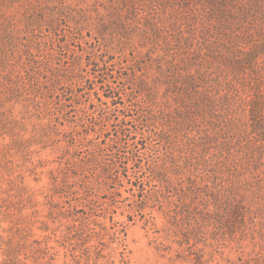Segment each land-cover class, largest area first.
I'll return each instance as SVG.
<instances>
[{"label":"rangeland","instance_id":"rangeland-1","mask_svg":"<svg viewBox=\"0 0 264 264\" xmlns=\"http://www.w3.org/2000/svg\"><path fill=\"white\" fill-rule=\"evenodd\" d=\"M119 3L0 0V32L13 28L22 49L36 36L53 41L42 65L66 79L54 92L41 86L49 96L42 95L43 119L0 91V264H15L12 254L27 264H264V140L252 116L260 101L264 121V53L250 71L237 72L233 62L245 61L257 45L245 26L232 29L233 39L213 33L205 42L207 25L197 21L209 10L184 12L177 0L170 11L196 22L178 27L168 19L158 34L142 17L119 24L109 13ZM15 55L7 51L1 78L20 70ZM199 66L216 81L208 90L217 103L181 131L176 114L189 112L193 99L183 83ZM86 109L96 113L77 129L69 120ZM142 113L154 124L136 121ZM125 121L139 134L123 137L122 159L104 167L115 156L107 144ZM228 126L234 131L225 132ZM43 128L52 129L51 139ZM72 131L77 148L63 137ZM134 170H142L140 179ZM153 170L167 175L170 187L148 181ZM53 174L63 176L65 194L55 192Z\"/></svg>","mask_w":264,"mask_h":264},{"label":"trees","instance_id":"trees-1","mask_svg":"<svg viewBox=\"0 0 264 264\" xmlns=\"http://www.w3.org/2000/svg\"><path fill=\"white\" fill-rule=\"evenodd\" d=\"M175 1L177 0H121V5L119 3V5L117 6V9L115 8V6H113L112 9L109 10V13H111V17L117 20L119 24L120 22H123L124 24L126 23L123 20L124 18H126L128 21L136 22L138 21V19L142 17L146 24V25H143L145 29L147 28L150 30H154L155 33H158V34L161 32L160 27L165 26L168 22V19L174 18L177 22L176 24L178 25V27H182V25L185 26L186 24L188 23L190 24L193 21L196 22L195 17L191 19L190 18L180 19V16L174 15L173 11H170V9L172 10L175 9V4H176ZM181 1L183 2L182 4H180L181 9L184 12L187 10H193V9L196 10L194 7L196 8L199 7L204 12L205 10H209L208 14H210V16L208 18H206L202 22H200V20L197 21V23L199 22V24L203 23V25L204 24L207 25L205 29V36H204L205 42L209 41L208 37L212 38L213 33L219 34V36H222V39H225V38L233 39L231 38L232 29L237 28L239 26H241V28L242 26H245L246 29L250 31V33L246 37L250 38V40L255 41L257 45L256 47H254L252 52L246 58H244L245 61L233 62L232 69H235L237 72H241V71L245 72V71H250L253 68V66L257 65V62L259 61L260 56L264 53V0H181ZM153 3L159 4L160 6H162V10H161L162 12L158 10H154V8H152ZM120 6L125 8V11L119 10ZM119 11H121L120 15H122V17L119 15L120 13ZM169 15H171V17H169ZM79 16H81V14H79ZM36 19L37 18H35V20ZM36 21H37L36 23L39 24L38 21L42 22L43 20L42 18L40 19L38 18ZM31 26L37 28V25L35 26L31 25ZM107 29H108L107 26L106 28L105 26H103L102 30L100 29L101 35H104ZM78 30L80 31L82 29L79 28ZM26 32L28 31L26 30ZM34 33H35L34 31L31 32L32 37ZM17 37H18V34L11 27H7L6 29L0 32V45H1L0 74L7 73V71L5 70L7 66L6 65L7 61L9 60L7 59L8 57H6L7 51H12V53H16L18 55V58H17V61L19 62L18 68L20 69L18 70V73L15 76H13L12 74L11 75L9 74L8 76L2 77V78L0 76V91L5 92V94L7 93L8 96L13 97L14 99H16L15 97L17 96V99L19 100L20 103L25 102V105H26L25 108L28 114H30L31 116L38 115V118L40 116L39 119H43L45 115V110L42 105L44 101L48 102L47 98L49 96H46V94H43L42 87L47 89L46 92L48 91L54 92L57 82H60L61 80L65 79V77L61 74L62 72L60 69L55 68V67L54 68L46 67L42 65L43 58L40 59V57L41 56L44 57L43 53L45 51L54 49V43H52L53 41L51 42V45H50L49 40L46 41L44 40V38L36 36L32 40L28 41L23 46L24 49H22L21 47L20 48L18 47L19 43L17 44ZM236 37L237 36H235L234 38ZM237 39H239V37ZM61 47L65 48L66 46L61 45ZM10 48L12 49L9 50ZM226 60L227 58L224 61ZM197 61H199L198 58H197ZM107 63H108L107 60H103L102 62L99 61V63L97 64V67L100 70V68L104 65H107ZM43 74H47L48 77L44 79L42 76ZM108 75L109 74H107V76ZM170 78L171 76L168 77V79ZM187 78H189V80L185 81L183 84L187 86L186 91L188 92L187 93L188 97L190 95L193 99H190L189 101V103H192V104H189L188 107H185V110H188L189 112L187 111L181 112L182 108H179L180 110H178L179 112L176 114V118H175L177 119L176 125H178L179 130L181 131L187 128V126L190 123H193L195 119L205 118L206 115L204 114V112L207 109H209L211 113L212 111L211 109L214 107V104L217 103L214 99H212L211 92L208 90V87L211 85V83H216V81H214L215 79L208 74L205 67L199 66L197 72L189 74ZM123 79L125 80L128 78H123ZM105 81H107V83L110 82V80L106 78H105ZM163 81L164 80H162V82ZM27 85H30L33 87L32 92H30V94L27 93L28 89L25 90ZM35 87L39 89V92L37 90L33 92V90H35L34 89ZM139 87L142 91H145V87H146L145 82H141L139 84ZM42 95H44L47 98L42 99ZM0 98H1V95H0ZM29 98L30 100H28ZM108 98L110 99L112 103H114L115 95L110 96ZM257 104L258 105H254V108L252 110V116L255 122V124L253 125V128L257 129V131H260L261 140H264V121L262 120V114H261L262 113L261 106H260L261 102L258 101ZM192 105L195 108V112H194ZM61 108L63 109L66 107L61 104ZM191 109H193V112L191 111ZM95 113L96 111L94 110L86 109L85 111L80 112V114H78V116H76L74 120H69V122L78 126L77 129H79V127H81V124L85 123V119L92 118ZM140 116L138 118H141V120L138 119L136 121L143 123L144 119H146V123H147L146 127L153 125L155 122L154 120H152L153 119L152 115L147 116L146 113L144 114L142 113V116L141 117ZM128 123H129L128 121L127 122L125 121L124 125H122L121 130L118 131V135L116 136V138H113L111 142L107 144L108 147L112 148V152L115 156L113 157L114 159L111 161V164L109 165L106 164L104 167L107 166L113 169L114 167L117 166V163H118L117 160L122 159L121 149L125 148L124 144L126 143L125 142L124 144H122L123 137L130 138V137H133V135L136 136L137 134H139V131H140L139 126L137 127L138 130L135 129L136 131H131ZM215 125L216 124L212 126L214 127ZM43 129H44L43 130L44 135L48 139H51L54 133L52 132V129L51 128H43ZM225 130H228V131H225L227 133L234 131L229 126ZM71 133L66 132L65 136L63 137H65L64 138L65 140L67 138L66 142L70 144L71 147L77 148L79 147V144H78L79 141L76 138L71 136V135H74L75 132L72 131ZM154 135L156 138L162 139L164 142L166 143L168 142V144H170L169 140H167L163 136L161 137V134H158L155 132ZM56 136L59 137L60 134H57ZM205 137L210 138L209 134H206ZM130 139H133V138H130ZM229 146H231V143L229 144ZM136 154L137 153H133L132 156L136 157ZM90 157H91L90 159H93L91 160L90 164L91 165L96 164V162L98 161V158L95 157V155L93 154ZM204 160H206V157H204ZM85 163L87 162H84V164ZM126 165H127L126 168H128V164ZM103 171H105L107 173L106 175H108L111 170H103ZM125 171L127 174L129 173V170H125ZM141 172L142 170H134L133 175L137 180L140 179L139 173ZM150 177L151 178L148 181H151L152 179H154L155 181H158L160 183L167 184L169 187L171 185V181L169 177L167 178V175L159 174L155 172V170L152 171ZM63 180H64L63 176H58V175L53 174V185H54V190L56 193H59V194L66 193L67 188H64V186L62 185ZM145 181L146 180H142V183H145ZM84 188L90 191L94 189V187H90V186H85ZM155 196L154 197L157 199V195ZM149 197L150 196L145 192L142 199L143 201H149L150 199ZM234 213H239V211L234 212ZM14 251L16 252V250ZM12 255H13L15 264H27L28 258H26L27 261L24 262L23 260L17 257V254H12Z\"/></svg>","mask_w":264,"mask_h":264}]
</instances>
